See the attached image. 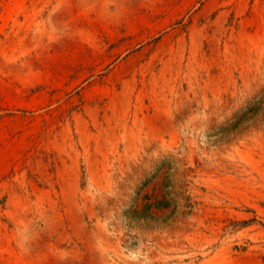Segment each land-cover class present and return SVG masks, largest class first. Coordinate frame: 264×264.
Wrapping results in <instances>:
<instances>
[{
	"label": "rangeland",
	"instance_id": "obj_1",
	"mask_svg": "<svg viewBox=\"0 0 264 264\" xmlns=\"http://www.w3.org/2000/svg\"><path fill=\"white\" fill-rule=\"evenodd\" d=\"M0 264H264V0H0Z\"/></svg>",
	"mask_w": 264,
	"mask_h": 264
}]
</instances>
